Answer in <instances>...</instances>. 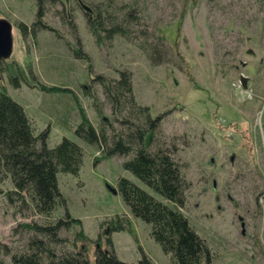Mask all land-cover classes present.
Returning a JSON list of instances; mask_svg holds the SVG:
<instances>
[{"label":"rangeland","instance_id":"1","mask_svg":"<svg viewBox=\"0 0 264 264\" xmlns=\"http://www.w3.org/2000/svg\"><path fill=\"white\" fill-rule=\"evenodd\" d=\"M57 1L45 17L57 32L24 37L20 24L30 31L38 0H0V19L12 24L13 39L11 56L1 61L0 92L25 108L36 135L48 131L50 147L67 137L84 149L79 174L60 172L58 183L68 214L81 221L93 241L87 245L90 261L98 246L110 248L111 236L124 262L136 263L144 253L152 264H173L151 237L150 225L134 218L111 189L126 177L160 196L75 134L81 110L95 126L102 116L113 119L101 88L90 86L91 72L114 79L118 70L128 69L138 103L150 106L155 116L165 115L166 135L189 140L185 145L179 139L176 155L191 183L181 210L212 249L213 264H264V0H148L158 36L179 54L185 71L178 59L176 65L152 66L135 45L117 36L98 45L75 0ZM60 5L67 18L73 17L77 33L63 19ZM78 39L87 59L74 55ZM41 84L63 90L43 91L37 88ZM92 91L102 116L87 96ZM12 189L8 180L0 184V243L17 249L29 237L23 224L41 217L11 201L7 193ZM117 215L128 217L129 228L110 233L106 222Z\"/></svg>","mask_w":264,"mask_h":264},{"label":"trees","instance_id":"2","mask_svg":"<svg viewBox=\"0 0 264 264\" xmlns=\"http://www.w3.org/2000/svg\"><path fill=\"white\" fill-rule=\"evenodd\" d=\"M54 1L59 3L38 0L35 23L30 31L27 25L20 24L24 37L29 32L34 37L39 31L57 32L45 22L48 12L54 8ZM147 1L92 0L87 4L85 0H75L74 7L85 15L88 31L98 45L102 41L111 42L117 36L135 45L152 66L176 65L173 62L178 59L179 68L185 71L179 54L158 36L157 27L147 12ZM62 17L77 33L73 17L67 18L64 7ZM81 45L78 39L74 55L84 60L88 57ZM1 61L0 76L3 77L5 70ZM90 76V86L101 88L113 119L103 118V108L94 91L87 92L102 119L95 126L79 108L82 122L75 134L96 148L102 158L117 159L124 170L160 196L161 199L126 177H119L117 181L116 190L131 215L150 225L151 237L166 255L171 256L173 264H213L212 249L181 210L187 204L191 183L176 155L180 150L179 139H183L185 145H189V140L166 135L163 130L165 115L155 116L150 106L138 103L130 70H118V77L114 79L92 75V72ZM17 80L15 78L14 85L19 88L21 84ZM38 87L48 92L63 90L43 84ZM84 156V149L67 137L50 147L48 131L36 135L25 108L5 91L0 92V184L10 181L13 189L7 197L41 217L39 222L23 224L29 237L17 249L0 243V264H152L144 253L136 263L120 260L111 236L107 238L110 248L103 250L98 246L94 262L90 261L87 245L93 241L85 235L81 221L68 214L58 183L60 172L79 174ZM63 209V215L58 217ZM106 224L110 233H114L128 229L130 220L126 215H117ZM62 231L74 234L63 236Z\"/></svg>","mask_w":264,"mask_h":264},{"label":"water","instance_id":"3","mask_svg":"<svg viewBox=\"0 0 264 264\" xmlns=\"http://www.w3.org/2000/svg\"><path fill=\"white\" fill-rule=\"evenodd\" d=\"M13 51L12 24L8 20L0 19V60L8 59ZM241 83L246 88L244 77H241ZM117 194L116 189H111Z\"/></svg>","mask_w":264,"mask_h":264}]
</instances>
